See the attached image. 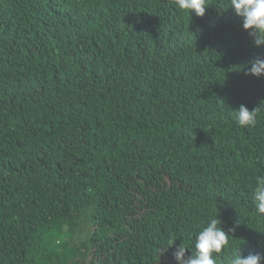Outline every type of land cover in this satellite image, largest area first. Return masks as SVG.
<instances>
[{
    "label": "trees",
    "instance_id": "obj_1",
    "mask_svg": "<svg viewBox=\"0 0 264 264\" xmlns=\"http://www.w3.org/2000/svg\"><path fill=\"white\" fill-rule=\"evenodd\" d=\"M207 2L0 0V264H177L211 218L264 257V46Z\"/></svg>",
    "mask_w": 264,
    "mask_h": 264
},
{
    "label": "clouds",
    "instance_id": "obj_2",
    "mask_svg": "<svg viewBox=\"0 0 264 264\" xmlns=\"http://www.w3.org/2000/svg\"><path fill=\"white\" fill-rule=\"evenodd\" d=\"M174 3L177 9L189 13L190 16L194 11L197 16L203 17L208 7L207 0H174ZM229 7L243 18V28L254 37L255 45L264 46V0H229ZM249 64L247 74L257 78L264 76V57H257ZM257 109L249 110L245 105H240L239 109L234 111V119L238 126L255 127ZM252 198L256 211L264 215V176L257 178ZM222 224L219 218H211L207 225L196 234L194 248L190 249L181 243L176 246L172 254L173 259L177 264H217L220 254L229 247V234L234 231V229L226 231ZM174 245L175 241H171L168 249ZM189 250L191 255L187 256L186 253ZM262 259L264 257L259 254L244 257L240 251H236L230 258V264H261Z\"/></svg>",
    "mask_w": 264,
    "mask_h": 264
}]
</instances>
